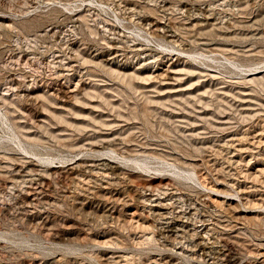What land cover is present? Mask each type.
<instances>
[{"label": "rangeland", "instance_id": "rangeland-1", "mask_svg": "<svg viewBox=\"0 0 264 264\" xmlns=\"http://www.w3.org/2000/svg\"><path fill=\"white\" fill-rule=\"evenodd\" d=\"M0 264H264V0H0Z\"/></svg>", "mask_w": 264, "mask_h": 264}]
</instances>
